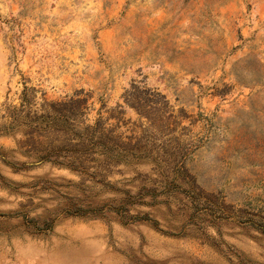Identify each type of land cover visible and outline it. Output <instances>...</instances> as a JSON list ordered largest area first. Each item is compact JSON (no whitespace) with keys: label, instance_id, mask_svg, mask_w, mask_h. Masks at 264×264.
I'll use <instances>...</instances> for the list:
<instances>
[{"label":"rangeland","instance_id":"rangeland-1","mask_svg":"<svg viewBox=\"0 0 264 264\" xmlns=\"http://www.w3.org/2000/svg\"><path fill=\"white\" fill-rule=\"evenodd\" d=\"M0 264H264V0H0Z\"/></svg>","mask_w":264,"mask_h":264},{"label":"trees","instance_id":"trees-1","mask_svg":"<svg viewBox=\"0 0 264 264\" xmlns=\"http://www.w3.org/2000/svg\"><path fill=\"white\" fill-rule=\"evenodd\" d=\"M75 103L74 99H71L69 101H61L59 103V109H55L53 111V114L48 115L47 117L49 118V121H47V125L49 128H56L58 130H62L66 133H73L76 134L75 132L81 131V138L84 136L82 135L84 131L83 128L80 130L78 129L79 126L75 124V113H73V109L71 108V105ZM72 114V115H69ZM16 121V119H15ZM87 127H85L86 129ZM104 145V144H103ZM105 146V145H104ZM107 151L109 150L108 148L106 149ZM115 151L114 149H111L109 152ZM53 155H58L56 152L52 151L50 154H48V159L52 158ZM55 163H59V165H67L65 162H59L57 160H53ZM70 166V165H69ZM73 166V167H72ZM71 168L73 170H78L79 165H71Z\"/></svg>","mask_w":264,"mask_h":264}]
</instances>
